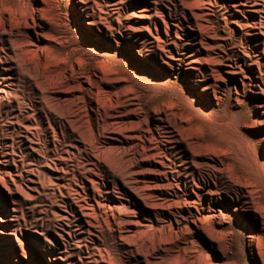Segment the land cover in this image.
Returning <instances> with one entry per match:
<instances>
[{
  "label": "rangeland",
  "instance_id": "obj_1",
  "mask_svg": "<svg viewBox=\"0 0 264 264\" xmlns=\"http://www.w3.org/2000/svg\"><path fill=\"white\" fill-rule=\"evenodd\" d=\"M0 31V264H146L136 254L143 233L160 243L157 264H232L241 245L245 264H264V194L221 193L192 176L196 165L225 169L219 155L229 169L241 154L264 164V0H0ZM82 91L94 98V133L98 101L158 108L148 124L156 137L157 127L170 132L167 158L123 181L130 164L111 169L105 154L76 161L79 138L56 154L61 127L33 105ZM187 134L218 155L193 160L198 149L176 142ZM108 137L112 147L126 142ZM187 187L181 207L173 195ZM197 217H215L216 231L230 223L242 243L212 241ZM167 248L174 258L163 261Z\"/></svg>",
  "mask_w": 264,
  "mask_h": 264
},
{
  "label": "bare ground",
  "instance_id": "obj_2",
  "mask_svg": "<svg viewBox=\"0 0 264 264\" xmlns=\"http://www.w3.org/2000/svg\"><path fill=\"white\" fill-rule=\"evenodd\" d=\"M0 35H2L1 31H0ZM79 100L82 101L81 104L78 103ZM91 102H94V98H90L89 95H87L84 91H82L81 96H78L75 93H72V94L70 93V94H67L66 97L63 99L60 97L59 98L47 97V98H45V102L43 103L44 104L43 109H39L38 107H36V104L33 105L34 109L39 110V112H41V113H39V115L43 114V115L47 116V119L49 120L50 124H53V122L55 121V124L57 126L61 127V132L63 133V140L58 141V142L56 141V143L58 144V147H56L57 149L55 150L56 154L64 153V151H65L64 147H65L66 142H70L74 138L76 141V138H79L81 141L85 142V146L83 149L79 150L80 152L78 153L77 157L75 156L76 161L81 160V162H82V160H83V161H86L89 163L90 162L89 160L91 157L101 161L100 160V154H105L106 156H108L112 159V165H110L111 169H112L114 162L119 164V165L130 164L132 166L130 167V169L126 170V171H128L127 173L123 174L124 178L121 177L123 179V181L126 178H128L127 177L128 173L132 170V168L136 167V166H140L141 162H144V163L157 162L156 160L158 158H162V156H166V154L169 155V153H168L169 150H172L170 148H167L168 144L170 143L168 141V140H170V136H169L170 132L165 131L167 129L165 127H163V128L157 127V131H158L159 136L156 137L153 134L152 129H150V125L148 124V119H149V116L151 114H153L154 116H159L161 111L158 108H156L154 106H150V105H146L144 108L136 107L137 105L133 104L132 99H130V98H125V100L119 98L115 102L110 100V99H107V98L104 99L103 101H98V108H96V110H95V118H94L97 122L98 132L94 133L92 130V127H90L91 129H89L90 125L87 124V122L92 121V117L88 114V105ZM53 103H55V105H52ZM180 107H181V111L184 112L185 105H181ZM136 118H137V120H134ZM57 119H60L61 121L58 122V121H56ZM168 121L170 122V114L168 115ZM86 129H88V130H86ZM70 130H71V133H68V131L70 132ZM111 134H119L120 136H124L123 138L126 139V142L123 143L122 147H119V146L118 147H112L113 145H115L114 143L104 141L106 139L113 140V138L108 137V135H111ZM126 134H128V136H125ZM188 141L190 143H187ZM176 142H181V144H186V148L189 147V144H191L198 149L197 150L198 152L195 151V152H197V155L193 157V160H196V158H199L202 160V158H204V155H205L203 152L206 153V151H208V152L210 151V149H207L206 147H204L202 145V143L205 142L203 139L196 138V137L190 136L188 134L186 136H181V140L176 141ZM56 143H55V145H56ZM147 144H149V145L147 146ZM161 146H164V151H162V152H161L162 149H160ZM58 148H60V149H58ZM186 148H183V150L180 151L183 153L182 157H178V158L172 157L173 155L171 154L172 155L171 157L173 158V160H172V158H170V165L173 168L176 167V164L178 163V161H186V154H188V153H186V151L188 150ZM214 151L211 150L210 152L218 155ZM85 155H87V158L84 157ZM237 155H240V154H237ZM219 156L224 157L225 159L224 160L221 159L220 163H217V164H219V166L227 169V171L225 169H222V168L218 169V170L206 169L204 165H200V166L196 165L195 166L196 169L192 173V176L195 178H198L200 183L202 182V184L204 185V188L207 187L208 185H210V182L212 181L216 185L218 192L221 191V189H222L221 193H229L230 194V192H234L230 188H233L234 186H240V187H243L245 189H248V195L249 196L253 197L255 195H260L263 198L262 195L264 194V164H262L260 162L259 158L257 159L252 154L251 155L241 154L239 156L238 162H237V158H234L232 160V164L234 165V167H231L229 169V168H227L228 165L226 163L228 156H223V155H219ZM166 158H167V156H166ZM103 159H104V157H103ZM106 163H108V161H106ZM119 165H117V168L120 171H122ZM78 166H80V165H78ZM172 167H170V169H172ZM165 169H167V166H163L162 170L164 171ZM172 170H174V169H172ZM190 170H192V168H190V167H188L186 169V171H190ZM92 172L95 173L96 171L95 172L92 171ZM176 173L179 174V177L178 178L175 177V179H174L175 181H179L180 179H182L184 177L183 175L180 174L181 173L180 171H178ZM162 174L164 176L163 172L160 173V175H162ZM156 175L157 174H155V173L151 174V176H156ZM165 175H166V173H165ZM100 176H102V175L100 174ZM113 176H115L114 172H113ZM167 184H169V183H167ZM169 186H175V185L170 184ZM177 186H178V184H177ZM220 187H223V188H220ZM229 190H231V191H229ZM235 191H236V189H235ZM97 192H98V190H97ZM182 193H183V196L179 195L178 193H174L173 198L180 200L179 206L181 205V207H187L190 204V202L188 203V201L184 200L183 198H184V196L189 195L188 194V187H187V190L186 191L183 190ZM242 196H243L242 194L241 195L238 194V197L240 199ZM242 198H246V197H242ZM163 204H166V203H163ZM163 204H161V206ZM190 214H192V213L190 212ZM176 215H179V214H176ZM214 219H216V218L215 217H213V218L212 217H210V218L201 217L199 219H198V217L194 218L195 222L200 221V222L207 223V228H206V230L204 229V231L206 232V234L208 235V237L212 241H217L222 246H225V245H227V243H229L228 239L231 237L232 238V240H231L232 244H235V243L241 244L242 243V242H240V239L242 237H244V234L241 231L238 233L235 232L232 229L233 227L230 223L228 224V227H225L224 229H222L223 231H216L215 230L216 228L214 229V225H213ZM153 228H154L153 231L156 233V232H161L162 230H164L165 227L161 226L159 223ZM162 232H164V231H162ZM177 234H178V232H177ZM143 236L145 238L140 239V243H141L140 246L139 247L136 246V248H138V249H136V254L138 253L139 255H142L143 257L145 255L147 257L145 259L146 264H157L156 260L154 258V255L158 250V249H156V244H158L159 241L157 243V237L156 236H154V237L152 236V239H151V237L148 238L147 235L145 236L144 233H143ZM169 238H167V239H169ZM165 240H166V238H165ZM169 241H170V239H169ZM176 244L177 243H175V245ZM171 248H173V247L171 246ZM240 248H244V247L241 245L238 248L239 255L233 261L232 264H245L244 263V257L242 254V250ZM177 251H178V249H177ZM163 252H164V256H163L164 260L163 261H165V258H172V259L174 258V254H173L171 249H169V248L164 249ZM185 255H187V254H185ZM198 257H199V255H198ZM188 258H190V257L184 258L183 260L188 259ZM200 258H201V256H200ZM179 259H180V257H179ZM175 260H176V258H175ZM161 261H162V259H161ZM166 261H169V260H166ZM174 263H176V261H174ZM172 264H173V262H172ZM182 264H183V262H182ZM186 264H195V263H193V260H192V263H186ZM205 264H207V262Z\"/></svg>",
  "mask_w": 264,
  "mask_h": 264
}]
</instances>
